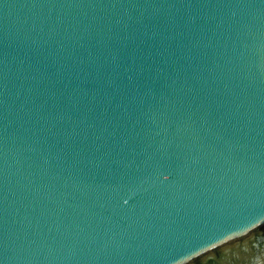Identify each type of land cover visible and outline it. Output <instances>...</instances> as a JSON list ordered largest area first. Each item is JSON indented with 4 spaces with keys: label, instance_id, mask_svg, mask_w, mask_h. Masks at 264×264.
Instances as JSON below:
<instances>
[{
    "label": "water",
    "instance_id": "1",
    "mask_svg": "<svg viewBox=\"0 0 264 264\" xmlns=\"http://www.w3.org/2000/svg\"><path fill=\"white\" fill-rule=\"evenodd\" d=\"M0 264H264V0H0Z\"/></svg>",
    "mask_w": 264,
    "mask_h": 264
}]
</instances>
